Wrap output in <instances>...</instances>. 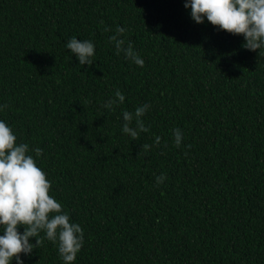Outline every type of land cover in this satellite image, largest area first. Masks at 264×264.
I'll use <instances>...</instances> for the list:
<instances>
[{
	"label": "trees",
	"instance_id": "obj_1",
	"mask_svg": "<svg viewBox=\"0 0 264 264\" xmlns=\"http://www.w3.org/2000/svg\"><path fill=\"white\" fill-rule=\"evenodd\" d=\"M185 2L0 0V121L83 229L72 264H264V50ZM117 27L143 67L116 54ZM72 37L94 44L91 66ZM144 104L149 131L132 140L123 112ZM20 257L64 264L47 239Z\"/></svg>",
	"mask_w": 264,
	"mask_h": 264
},
{
	"label": "clouds",
	"instance_id": "obj_2",
	"mask_svg": "<svg viewBox=\"0 0 264 264\" xmlns=\"http://www.w3.org/2000/svg\"><path fill=\"white\" fill-rule=\"evenodd\" d=\"M184 7L190 8L195 23L201 24L206 18L219 30L242 35L243 48L258 52L264 50V0H186ZM100 23L104 22L101 20ZM104 30L110 31L107 27ZM125 31V28L117 27L109 41L114 42L117 55L123 52L125 58L143 67L144 61L133 51L132 45L129 43L124 47L125 40L120 37ZM66 48L75 54L79 65L93 64L91 57L95 46L91 41H78L72 37L67 41ZM115 97L103 107L111 109L113 104L123 103L125 99L119 90ZM150 107L144 104L137 107L134 113L123 112L122 132L132 140L149 131L141 118ZM173 135L175 145L179 147L183 139L181 130L173 129ZM16 139L11 128L0 121V226L4 233L0 235V264H10L13 258L16 264H23L20 254L30 256L34 249H39L44 239L57 245L64 264H72L84 244L83 229L71 223L69 215L62 211V205L49 195L51 183L46 174L37 166L33 156L27 154L30 151L28 144H17ZM155 143L160 144L159 136L155 138ZM143 147L147 149L149 145ZM31 151L36 157L43 154V149L38 147ZM165 179L164 175L157 176V185ZM18 226H23L22 234L17 230ZM42 232L43 236L40 235ZM33 237L36 238L35 244L30 242Z\"/></svg>",
	"mask_w": 264,
	"mask_h": 264
}]
</instances>
